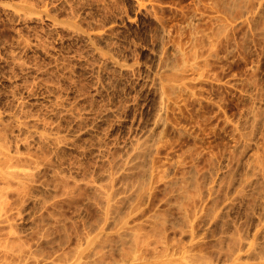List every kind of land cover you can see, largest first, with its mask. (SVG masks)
<instances>
[{"label": "rangeland", "instance_id": "374dc122", "mask_svg": "<svg viewBox=\"0 0 264 264\" xmlns=\"http://www.w3.org/2000/svg\"><path fill=\"white\" fill-rule=\"evenodd\" d=\"M0 137V263L264 264V0H0Z\"/></svg>", "mask_w": 264, "mask_h": 264}, {"label": "bare ground", "instance_id": "6f19581e", "mask_svg": "<svg viewBox=\"0 0 264 264\" xmlns=\"http://www.w3.org/2000/svg\"><path fill=\"white\" fill-rule=\"evenodd\" d=\"M167 60V59H166ZM167 61H169V60H167ZM168 87L170 86V90H171V88H172V86L171 85H167ZM174 88L175 87H173V90H174ZM57 105V104H56ZM1 138V137H0ZM41 138H44L42 135H40V139ZM139 145V144H138ZM140 145H142V144H140ZM139 145V146H140ZM4 147V146H3ZM3 147L1 146V148H0V177H1V175L3 174L2 173V170H8V167H9V165H10V155H9V152H7L6 151V149L5 150H3ZM144 147V146H143ZM135 148H136V150H135ZM134 149H133V151H138L137 150V147H135ZM142 149V148H141ZM140 149V147H139V150H141ZM144 149V148H143ZM139 152V151H138ZM133 153V152H132ZM136 153V152H135ZM139 154H141V153H139ZM136 155H138V153L136 154ZM2 173V174H1ZM140 176V175H139ZM139 178V177H138ZM135 179V178H134ZM57 180V179H56ZM130 180V179H129ZM59 181V180H58ZM138 182L140 181L141 182V176H140V178H139V180H137ZM57 182V181H56ZM60 182V181H59ZM59 182H57V186H59L58 185V183ZM131 183V182H130ZM134 183V182H133ZM53 184H56V183H53ZM126 184V183H125ZM139 184V183H138ZM55 187H56V185H54ZM126 186V185H125ZM140 186H141V183H140ZM128 187V186H127ZM125 188V187H124ZM95 190H96V192L98 191L99 192V188L98 187H95ZM115 194H116V192H112V193H110V194H108V195H106V198L104 199V201H105V203H106V205H107V207L105 208V211H110V213H111V210L112 211H114L113 210V206L111 205V203H110V200H111V197H113V196H115ZM114 209H115V207H114ZM1 215V214H0ZM0 218H2V217H0ZM3 221V220H2ZM233 234V233H232ZM236 236V235H235ZM238 236V235H237ZM110 237H112V238H110ZM138 237H139V235L135 232V230L134 229H132V228H123L122 230H120L119 232H117L115 235H113V236H109V237H105L104 238V240H103V242H99L98 243V247H96V248H93V249H95V250H99L100 251V249H101V253H102V251H104V249H105V252H106V248H107V251L108 250H112V249H114V251L115 252H118V250H115V248L116 247H114L113 248V246H114V244H115V246H117L118 248H119V252H121V253H125L126 251L128 252V250L130 251L131 249H133V248H135L137 245H138ZM235 237H233L230 241V243H232L231 245H233V246H231V249L230 250H232V249H234L235 250V246H236V244L238 243V245L240 244V241H239V239L237 240L236 238L234 239ZM107 239V240H106ZM236 240H237V243H236ZM43 241V240H42ZM45 241V240H44ZM228 241V240H227ZM40 243V245H41V243H42V245H43V242H39ZM39 243H38V245H39ZM100 243H102V244H100ZM228 243V242H227ZM5 245V244H4ZM3 245V248H2V250L3 251H5V253H4V257H3V259H6V256L8 255V251H6V250H8L7 248H6V250L4 249L5 247H7V244H6V246H4ZM44 245H45V243H44ZM126 245H128L127 247L128 248H126L125 246ZM235 245V246H234ZM241 245V244H240ZM37 247V246H36ZM126 249H125V248ZM229 247V246H228ZM233 247V248H232ZM23 248V247H22ZM27 247H25V249H26ZM39 248H40V250H41V247H38V249H36L35 248V250H39ZM42 248H43V246H42ZM124 250H126V251H124ZM236 248H237V246H236ZM238 248H239V246H238ZM262 248H264V247H262ZM32 249V248H31ZM103 249V250H102ZM128 249V250H127ZM23 250V249H22ZM29 250H30V248H29ZM28 249H26V251L24 250V251H21V252H17L18 254H19V256H21V258H23V257H33V251H32V254H31V250L29 251ZM34 250V249H33ZM121 250V251H120ZM237 250V249H236ZM260 250V249H259ZM264 249H262V251H263ZM3 251H1V253H3ZM19 251V250H18ZM42 251L43 250H41V253H42ZM113 251V250H112ZM112 251H111V254H112V256L113 255H115V252H114V254L112 253ZM123 251V252H122ZM233 251V250H232ZM36 251H34V253H35ZM39 252V251H38ZM105 252H104V254H105ZM127 252L125 253V255L127 254ZM264 252V251H263ZM7 253V254H6ZM20 253H21V255H20ZM108 254V257H111V256H109L110 255V252H107ZM123 253V254H124ZM29 254H31V256L29 255ZM36 254H37V252H36ZM99 255H101L100 253H98ZM0 255H2V254H0ZM99 255H98V257H99ZM258 255V254H257ZM18 256V258H19V260H18V264H20V257ZM37 256H38V254H37ZM260 256V255H259ZM15 257H17L16 255H15ZM26 257L24 258L25 259V261H26ZM261 257V256H260ZM34 258H36V257H34ZM34 258H30V260L31 259H34ZM106 258H107V256H106ZM16 259V258H15ZM195 259H197V260H199V258H195ZM264 259V258H263ZM22 260L23 259H21V262H22ZM37 260V259H36ZM106 260V259H105ZM108 260V259H107ZM15 262H16V260H14ZM25 261H24V264H28V262H26L25 263ZM27 261H28V259H27ZM94 261V264H102V263H105V261H104V259L102 258V256H100L98 259H96V261L95 260H93ZM107 262V261H106ZM4 264L5 262L3 261H1V263L0 264ZM7 263V262H6ZM5 263V264H6ZM14 263V262H13ZM83 263H85V262H83ZM8 264H10V263H8ZM15 264V263H14ZM16 264H17V262H16ZM21 264H23V263H21Z\"/></svg>", "mask_w": 264, "mask_h": 264}]
</instances>
